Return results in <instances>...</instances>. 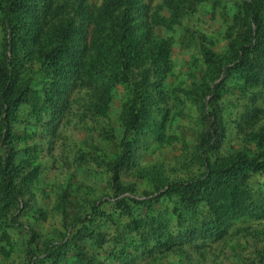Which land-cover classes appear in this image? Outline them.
Listing matches in <instances>:
<instances>
[{"label": "trees", "instance_id": "16d2710c", "mask_svg": "<svg viewBox=\"0 0 264 264\" xmlns=\"http://www.w3.org/2000/svg\"><path fill=\"white\" fill-rule=\"evenodd\" d=\"M165 3L173 10L171 19L158 13L149 16L142 0H104L94 11L83 0L58 5L55 0H0V24L5 32L0 51V147L5 150L0 162V223L18 207L23 186L38 176L33 167L21 175L29 161L17 163L11 148L19 142L12 127L37 79L48 85L44 94L53 105V119L62 116L70 86L93 89V113L99 116L107 113L118 85L125 86L129 96L120 112V155L110 165L111 199L96 203L82 220V227L65 241L45 242L41 254L46 264H63L70 255L76 264H86L84 257L92 240L98 249L109 241L114 247L121 246L111 254L112 262L121 263L124 250L132 251L125 264H133L139 254L168 252L205 239L226 220L255 208L247 179L264 172V137H252L258 145L253 156L243 152L217 156L222 129L218 91L228 76L264 87V0H240L230 29L233 37L223 54L202 48L206 83L187 93H194L200 110L202 130L193 161L202 173L188 180L169 181L156 168L138 172L149 178L152 188L140 198L133 187L121 181L134 165L137 139L147 131L160 139L167 123L168 110L159 104L170 47L154 36L152 27L162 23L171 29L185 11L177 1ZM163 202L171 204V209L165 205L156 210ZM202 211L204 219L198 221ZM172 215L185 226H180L178 234L171 228ZM109 222L118 224L117 231L108 235L101 228ZM107 236L112 238L107 240Z\"/></svg>", "mask_w": 264, "mask_h": 264}, {"label": "rangeland", "instance_id": "374dc122", "mask_svg": "<svg viewBox=\"0 0 264 264\" xmlns=\"http://www.w3.org/2000/svg\"><path fill=\"white\" fill-rule=\"evenodd\" d=\"M55 1L58 5L77 0ZM83 1L92 11L104 2ZM142 1L149 8V16L158 13L162 18L171 19L173 10L165 3L167 0ZM174 1L185 11L180 23L171 29L162 23L152 27L154 36L170 47V64L159 104L168 110L166 127L160 139L151 131L137 139L134 165L121 177L123 185L134 188L137 198L152 192L149 178L138 172L144 174L156 168L169 181L188 180L202 173L193 161L202 130L200 110L194 93H187L205 82L202 48L217 54L226 51L240 3V0ZM4 37V27L0 24V51ZM43 81L40 78L34 82L33 93L21 106L19 121L12 127L13 133L19 136V142L11 146L16 162L30 164L29 168H23L21 175L33 167L38 176L23 186L18 207L7 214L6 222L0 223V264H46L41 254L43 244L65 241L82 227V220L90 215L96 203L111 199L110 165L121 151L120 112L129 97L126 87H116L107 113L99 116L93 113V89L70 86L62 116L53 119V105L44 94L48 85ZM218 93L222 129L216 155L238 152L255 155L258 145L252 137H264V87L228 76ZM4 156L5 150L0 147V162ZM247 188L256 204L252 211L226 220L205 239L192 240L168 252L139 254L133 264H264V172L251 175ZM165 205L172 207L163 202L155 206L156 210ZM104 207L109 210V206ZM204 215L202 211L198 221ZM170 222L174 233L181 231L180 226L185 228L176 216L172 215ZM117 224L109 222L101 231L112 234L117 231ZM89 245L90 252L84 257L86 264H125L132 253L124 250L121 263L112 262L111 254L117 253L121 246L114 247L109 241L98 249L93 240ZM63 264H76L75 258L70 255Z\"/></svg>", "mask_w": 264, "mask_h": 264}]
</instances>
